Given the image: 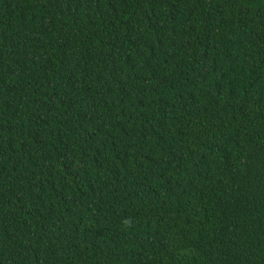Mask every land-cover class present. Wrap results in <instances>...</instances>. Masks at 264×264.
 <instances>
[{
    "label": "trees",
    "instance_id": "obj_1",
    "mask_svg": "<svg viewBox=\"0 0 264 264\" xmlns=\"http://www.w3.org/2000/svg\"><path fill=\"white\" fill-rule=\"evenodd\" d=\"M0 264H264V0H0Z\"/></svg>",
    "mask_w": 264,
    "mask_h": 264
}]
</instances>
